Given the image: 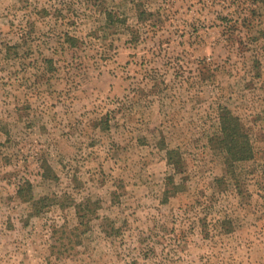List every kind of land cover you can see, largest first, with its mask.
Wrapping results in <instances>:
<instances>
[{
	"label": "rangeland",
	"instance_id": "374dc122",
	"mask_svg": "<svg viewBox=\"0 0 264 264\" xmlns=\"http://www.w3.org/2000/svg\"><path fill=\"white\" fill-rule=\"evenodd\" d=\"M104 5L125 24L81 0H0V264H264V0ZM221 108L253 147L232 180L209 142ZM26 180L54 200L39 215ZM85 199L98 218L75 244Z\"/></svg>",
	"mask_w": 264,
	"mask_h": 264
},
{
	"label": "trees",
	"instance_id": "16d2710c",
	"mask_svg": "<svg viewBox=\"0 0 264 264\" xmlns=\"http://www.w3.org/2000/svg\"><path fill=\"white\" fill-rule=\"evenodd\" d=\"M82 4H85L87 7L94 8L97 10L103 17L106 24H114L115 22H122L125 24L124 19L119 20L117 16L111 10H108L105 7V0H81ZM151 13L145 11L138 12V20L144 22L145 16H151ZM80 41L79 37L68 35L66 32H63V42H65L68 47L75 48L77 47L78 42ZM51 63V59H46ZM45 61V60H44ZM45 61V62H47ZM218 121V132L216 133V138H210V143L213 151H215L221 160V166L223 168V175L216 180L228 179L232 180L235 177V164L241 161L250 160L253 157V147L250 142V139L246 132L243 130L239 118L234 115L229 109L221 108L217 114ZM165 149L166 160L168 163L173 165L175 168H179L181 161L175 149H168L163 146ZM176 152V153H175ZM42 177L47 179H55L53 171L47 166L43 165L42 167ZM167 186H175L172 182V178H168ZM175 187H171L165 191V199L169 194H174ZM16 195L18 198L27 202L31 207V214L39 215L43 208L53 204L54 200L49 196H39L35 197L32 192L31 183L29 181H24L22 185H19L16 190ZM72 206L75 208L76 223L70 229L74 231L73 235L76 239L80 237V234L87 232L90 229V222L92 219L98 218L97 209L99 208L98 200L85 199L80 203H72ZM219 222V221H218ZM221 223V222H220ZM221 227L224 226V223H221ZM59 229L64 230V233H67L66 226L61 225ZM224 228V227H223ZM105 230V229H104ZM229 231V229H225ZM69 232V231H68ZM106 232V231H105ZM70 233V232H69ZM107 235H110V232L107 231ZM69 243H73V239H68Z\"/></svg>",
	"mask_w": 264,
	"mask_h": 264
}]
</instances>
